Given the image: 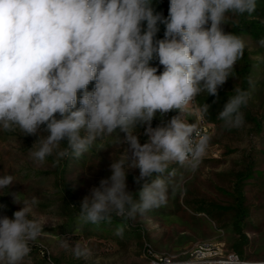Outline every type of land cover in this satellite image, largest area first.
<instances>
[{
  "label": "clouds",
  "instance_id": "1",
  "mask_svg": "<svg viewBox=\"0 0 264 264\" xmlns=\"http://www.w3.org/2000/svg\"><path fill=\"white\" fill-rule=\"evenodd\" d=\"M256 6L257 0H170L164 17L153 0H0V129L38 135L29 155L38 164L52 156L54 167L68 156L79 159L117 128L125 133L119 143L128 147L82 199L74 235L84 224L110 223L113 215L135 219L165 203L171 165L196 170L210 138L188 122L189 105L201 93L217 96L232 75L246 41L223 25L251 16ZM153 61L163 66L159 74ZM234 92L217 116L227 128L245 122L249 92ZM201 110L207 115L209 105ZM172 111L152 127L158 113ZM142 125L143 144L136 135ZM131 169H139L135 193L127 189ZM14 183L13 175L0 176V192ZM12 196L21 207L12 218L0 216V264H31V244L45 226L34 215L39 199ZM122 234L117 227L115 235ZM59 239L77 259L101 264L89 247Z\"/></svg>",
  "mask_w": 264,
  "mask_h": 264
},
{
  "label": "rangeland",
  "instance_id": "2",
  "mask_svg": "<svg viewBox=\"0 0 264 264\" xmlns=\"http://www.w3.org/2000/svg\"><path fill=\"white\" fill-rule=\"evenodd\" d=\"M169 3L153 0L155 10L164 17ZM159 27L157 38L162 39L165 27ZM223 28L242 36L246 48L217 96L205 92L196 97L212 125L207 151L195 171L179 164L170 166L174 175L168 177L165 203L144 216L125 219L113 215L110 223L84 224L74 235L82 199L111 175L112 160L119 159L128 147L119 143L125 136L119 128L98 139L79 159L68 156L55 167L52 156L43 164L30 157L29 149L38 135L0 129V176L15 177V183L0 192V216L12 218L21 207L13 203L12 193H25L39 199L34 215L45 225L31 244V264H92L63 249L59 237L89 247L101 264H148L151 256L146 245L154 254L171 253L185 259L200 241L222 244L242 264H264V46L259 43L264 38V0H257L251 16L232 17ZM151 63L159 68L157 74L163 71L158 61ZM235 88L249 92L248 103L241 109L245 122L242 127L227 128L217 116ZM205 103L209 105L207 115L201 110ZM162 121L167 120L158 113L152 127ZM145 128L136 130L141 144L147 140ZM138 175L139 169L127 175V189L133 193L140 188L134 182ZM117 227L123 228L122 236L115 235Z\"/></svg>",
  "mask_w": 264,
  "mask_h": 264
},
{
  "label": "built area",
  "instance_id": "3",
  "mask_svg": "<svg viewBox=\"0 0 264 264\" xmlns=\"http://www.w3.org/2000/svg\"><path fill=\"white\" fill-rule=\"evenodd\" d=\"M188 111L190 113L188 122H196L202 133L209 137L212 125L201 113L197 104V98L193 104L189 105ZM174 115H176V112L172 111L165 114L163 118L169 120ZM144 248L151 256L148 264H242V261L236 254L228 252L220 243L196 242L185 259H179L178 256L171 253L154 254L150 246L147 245ZM42 255L45 256L44 251H42ZM46 258L49 260L48 255Z\"/></svg>",
  "mask_w": 264,
  "mask_h": 264
}]
</instances>
